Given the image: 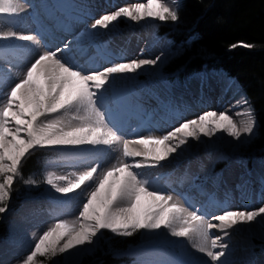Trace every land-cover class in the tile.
Listing matches in <instances>:
<instances>
[{
    "label": "snow or ice",
    "instance_id": "snow-or-ice-1",
    "mask_svg": "<svg viewBox=\"0 0 264 264\" xmlns=\"http://www.w3.org/2000/svg\"><path fill=\"white\" fill-rule=\"evenodd\" d=\"M177 4V0H171ZM22 0H0V17H19ZM139 22L147 18L177 21L178 12L163 0L119 6L102 14L89 26L91 30L114 28L121 19ZM17 39L39 45L34 35L0 31V40ZM63 49L43 50L24 71L13 73L11 61L0 68V213L6 211L17 179L36 185L40 181L23 178V167L38 149L58 146H105L120 151L121 156L110 167L98 171L97 162L87 170L71 175L48 171L43 183L57 193L86 195L74 220L61 219L36 240L33 250L20 264H42L38 258L56 257L78 246L90 245L102 230L117 236L131 237L141 230L167 229L174 237L186 238L203 253L209 264H229V244L224 242L228 230L239 224L264 220V206L255 209H224L208 216L181 202L179 197L152 190L150 180L139 169L157 167L189 139L211 137L226 132L236 140L252 136L257 127L255 109L245 95L239 104L246 109L237 123L226 112L208 111L162 136L126 139L109 119L106 93L115 79L136 73L160 60L141 59L111 63L99 70L85 71L66 60ZM252 49V43L239 41L230 48ZM136 146V147H133ZM141 159H136V158ZM222 235H216L213 230ZM35 239V234H33ZM63 241V243H61Z\"/></svg>",
    "mask_w": 264,
    "mask_h": 264
},
{
    "label": "bare ground",
    "instance_id": "bare-ground-1",
    "mask_svg": "<svg viewBox=\"0 0 264 264\" xmlns=\"http://www.w3.org/2000/svg\"><path fill=\"white\" fill-rule=\"evenodd\" d=\"M22 1L25 3L31 2V0ZM56 1L57 0H41L40 6L41 8H44V11H32L33 15L42 22L41 28L35 29L34 27L37 24H35L33 27L34 29L26 25V9L29 7H22L23 11L19 17H0V31H16L18 25H21L23 28L20 30V32H18V34L34 35L40 40L39 45H34L31 42L17 39L10 40L12 41L13 49L10 48L9 50H12L14 54L8 50H4L3 45H0V60L7 62V65L3 64L5 67L10 66L9 62L11 61L13 73L24 71L28 64L39 54L40 51L55 50L60 48H48L43 43V39L46 34L50 33L49 29L55 16L60 14L59 21L55 20L56 27L63 25L65 28L69 29L68 32L72 37V40L69 41V43L73 42L76 44V46H74L75 48L72 49V47H69L67 50L62 52V55L66 60L71 61L78 66H80L81 62L84 60L83 65L80 67H82L85 71L99 70L110 65L111 63L116 62L151 59L149 56L152 55L151 53L155 54L156 57H160V60L156 65L145 66L136 73H130L117 77L115 79V83L111 87V90L106 93V96L108 97L107 100H110L112 103V105L106 109L109 119L119 130L120 134L126 139H136L143 136H162L171 131L174 127L179 126V124L184 120L193 119L208 111H215L217 113L226 112L228 115L232 116L233 119L237 121V123L245 118L239 115V113H243L245 111V105L238 103L240 99L236 93H234L231 88L227 86L224 80L219 78L217 79L213 75L211 76L204 74L202 75L201 79L195 80L184 87L182 92L178 91L177 95L174 94V96L177 97L182 95L183 99L192 106H189L183 101H180V105L175 104L174 97H169L165 90L168 88V86H170L169 84L172 83V80L170 78L160 77L162 76V73L158 68V66L163 65L166 62L170 55L167 52L168 49H165L163 45L162 46L164 48H162L164 50L161 49L156 53L154 50L158 46L156 45V48H154L152 45H149L148 49L150 53L146 54L143 50L147 46H143V43H129L128 49L132 54L127 56L123 54L122 51L114 47V45H112V42H114V37H117L121 34L123 35L122 31L124 29L121 32L117 31L115 27L108 30H91L89 26L92 22H94L95 18H98L102 14L112 12L117 7H119L118 3L115 1L88 0L89 4H87V0H79V3L76 2V0H59V3ZM125 1L126 5L146 2V0H137L134 2L129 0ZM163 2L168 7L172 5L171 0H163ZM64 3L65 6H63ZM36 9H39V7H36ZM31 14L29 16L32 17ZM45 16L49 17L44 18ZM145 20L146 21H139L136 25L130 27L129 29L127 28L126 33L139 32L141 30H145V28H148L149 25H152L149 24L151 23V18H147ZM29 23L31 25V21ZM24 24L27 26L26 28ZM61 31L62 30H58L54 34L50 33L51 37H57ZM128 39H130V37ZM5 41L8 40H0V43H4ZM75 50L76 54H72ZM112 51H115V53L113 54ZM91 52L92 54L90 56L86 55L90 54ZM3 65L0 66V68H4ZM147 73H151L154 77H149L148 82L144 85L142 84L145 90L142 93L138 91L139 93L137 95L138 98H136V101L132 98L134 97L132 96L134 93L131 94L130 99H123L124 95L129 93L131 89H136L137 81L142 78L141 76L143 74ZM0 87H3L4 90H7V86ZM2 98L3 97L0 96V99ZM195 101L202 103V106L198 108L193 106ZM250 137L242 136L241 140L238 141L229 136L226 132H219L211 137L207 136L199 140L189 139L187 144L178 148L177 152L173 153L166 161L160 162L159 166L146 167L139 169L138 171H140L150 180L152 190L161 191L167 194H172L175 197H179L181 202L187 206L195 208L196 201H198V195H202L203 197L207 196L210 198V205H208L207 209L200 207V211L209 217L219 214L222 210L228 208H259L260 206H264V174L260 173L259 170H253L251 168V164L242 163V158L245 157L246 154L242 152L241 146ZM61 147L64 148H62L63 151L65 150L69 153H74L76 151L73 150L75 148L73 146H60V148ZM79 149L86 154L83 155L84 157H89L92 155L97 157L95 159H97L98 163L100 164V169L98 171H102L103 169L110 167L121 156L120 151L115 150V146L113 150H109L105 146L94 148L90 145H84ZM68 158L69 157L67 155V159ZM136 159L141 158L138 157ZM83 160H85V158ZM76 162L78 165V161ZM225 162L226 166L222 173H220L221 176L217 175L219 173L216 174V167ZM211 163L215 164L214 169H210ZM259 165V163L255 165L257 169H261L263 167V165L261 167ZM80 170L82 171V169ZM62 172H64V170ZM60 173L58 175H69L66 173ZM216 179L220 180L219 182L229 190L230 195H228L227 198H223L218 195L219 189H215V191L208 189V185L211 183V181ZM198 183H203L198 188L199 190L196 191L195 189L191 188L192 184ZM58 194L46 188L38 197L28 199L24 203L23 208H21L18 212L10 213L11 217L16 219L17 222H15V224H17V226L14 229V233L10 234L8 240L1 245L2 249H0V264L20 263L22 259H24L33 250L34 244L39 236L42 235L43 232L46 231L50 226H52L58 220H74L78 216V208L71 207L70 204L67 205L66 199L60 202L53 201L54 199H58L56 197ZM62 196L65 195L62 194ZM244 199L245 201L248 199L253 205L249 204L248 206L244 207L243 205L236 206L231 205L232 203H230L234 201H242ZM81 202L83 203V201ZM82 203L78 204L79 209ZM206 203L208 204V202ZM46 204H51L50 207H48L49 209L38 207L42 205L44 206ZM258 219L260 220L261 218L258 217ZM231 230H233V228L229 229L228 231ZM143 231L147 236L146 239H150L153 235L161 236L165 240V244L159 245L160 247L158 246V248L162 249L163 251L173 249L178 253L177 256L179 255L178 260L183 262V264H209V259L203 253H200L195 248H193L192 242L188 239L174 237L167 229L163 228L158 231ZM213 232L215 234L219 233L215 229ZM33 234H35V239ZM237 235L238 233L235 234L236 237ZM98 241L99 234L92 244L96 245ZM158 244H160V242ZM86 246L87 244L78 246L77 248L70 249L68 251L70 253L72 251L74 253H79L78 258L74 260L73 264H77L79 262L82 255L81 253H83L84 249V251H88L90 249L85 248ZM152 247H157V245L149 246V248ZM230 248L227 250L226 258L222 259H226L229 264H232L235 259L234 261L230 260L231 257L228 255ZM4 250H8V252L3 254ZM13 253H16V255L10 257V255ZM242 257H244L243 254ZM173 264L177 263L174 261Z\"/></svg>",
    "mask_w": 264,
    "mask_h": 264
},
{
    "label": "rangeland",
    "instance_id": "rangeland-1",
    "mask_svg": "<svg viewBox=\"0 0 264 264\" xmlns=\"http://www.w3.org/2000/svg\"><path fill=\"white\" fill-rule=\"evenodd\" d=\"M36 1L37 2H35V0H31L30 3H25L24 1H22V2H24L21 5L23 8L29 7V8L26 9L27 10V12H26L27 15L29 13L31 14L32 11L40 12L42 10V8L40 6L41 5V0H36ZM113 1L116 2V0H113ZM181 1L182 0H177V4H173L172 3V5L170 7L173 8L174 10L178 11V9L181 7V4H182ZM56 2L59 3V0H57ZM65 3H64L63 6H65ZM118 4L120 6H125L124 2H122V1H118ZM36 7H39V9H36ZM27 15H26V18H25L26 19L25 20L26 21V25L30 26L32 29L39 28V26H38V24L36 22V19H35L36 17L33 15V13L31 14L33 18L31 16H29V15L27 16ZM30 17H31V19H30ZM56 17L59 18L60 15H57ZM124 20H125V22H124ZM30 21H31V25L29 23ZM144 21H146V20H144ZM137 23L138 22L122 18L121 21H119L116 24L115 28L119 32H121L124 29L122 31L123 35L121 34V35H119L117 37H114V42H112V45H114V47H116L118 50L122 51V53L127 55V56L132 54L131 51L128 49V47H129V43H133V42H140L141 44L143 43L142 44L143 46L146 45L147 47L143 50L146 54L150 53L149 49H148L149 45H152L154 48H156L155 47L156 45L158 46L154 50L155 53L160 51L161 49H163L165 47V49H168L167 52L170 55H169L168 59L166 60V62L163 65L158 66V68L161 71V73L163 74L160 77L168 76L166 74V71L173 70L171 68V64L182 56V53H183L184 50H182L180 47L183 46V44H179V43L176 44L173 40L170 39V37L168 35H166L164 33H161L162 29L164 27H166L167 25H169V21H159V20H156V19H151V23H149V24H152L153 26L149 25L148 28H145V30H141L139 32L126 33L127 28L129 29L130 27L136 25ZM35 24H37V25L35 26ZM26 25L24 24L25 28L27 27ZM170 26L173 29H175V26H172V25H170ZM22 28L23 27L21 25H18V28H17L16 32L17 33L20 32V30ZM135 33H137V34H135ZM127 37L128 38L130 37V39H128ZM131 37H132V39H131ZM125 40H127V41H125ZM160 43H162V44H160ZM186 44L190 45L191 41H188ZM0 45H3L4 50H8L12 54H14V52L12 50H9L10 48L13 49L12 41L8 40V41H5L4 43H0ZM74 46H76V44L72 43V45L69 46V47L70 48L72 47V49H73V48H75ZM112 53L114 54L115 51H112ZM72 54H76V51H74ZM91 54H92V52L90 54H86V55L90 56ZM151 54L152 55H149L151 57V59H155V57H156L155 54H153V53H151ZM6 63H7L6 61L0 60V66H2L3 64L7 65ZM83 63H84V60L81 62L80 66L83 65ZM5 65H3V66L5 67ZM168 67H169V69H168ZM176 67L177 66H175V68ZM204 72H207V73H204ZM204 74L211 75V76L213 75L217 79L219 78L221 80H224L225 83L227 84V86L230 87L231 90L234 93H236V95L238 96L239 99H241V95L242 94L247 97V95L245 94V92L243 91L241 86L238 84V82L234 78L228 76L226 73H224L221 70H213V71L204 70L203 72L195 74V75H191V77L186 78L184 80H179V79L178 80H174V81H172L174 87L173 86H171V87L169 86L166 89L167 94L170 95V96H173L174 98H177L176 96H174V94L177 95V93H178L175 89H182L183 87H186L187 85H189L193 81L201 79L202 75H204ZM141 77H142L141 79H145V80H143V81L141 79L138 80L137 84H136V89H131L129 91V93H126L124 95L123 99H126V98L130 99L131 98V94L134 93L132 95L134 97H132V98L136 101V98H138V96H137L138 93L139 92L142 93L145 90L143 85L148 82L149 77H154V76L151 73H147V74H143ZM134 91H136L137 93L134 92ZM111 105H112V103L110 102V100H107L106 103H105V108L108 109ZM258 128H259V123L257 121V127H256V129L254 131V134L246 142H244L243 145L241 146L242 152H244L246 154L245 157L242 158V163L246 164L248 162V164H251V168L252 169L254 167L253 170H259L260 173L264 174V159L259 158V157H254L255 152L252 151V148H250L251 145L253 144L254 140L257 138ZM204 137H207V136L201 135V138H204ZM80 147H83V146L75 147L73 149V150H76L74 153H69V152H66L65 150L63 151L62 150L63 147L60 148V146H58L56 148H52V149H38V150H45V151L47 150V152L48 151H51L53 153L56 152L59 155H58V157L56 159H53V160L47 162L43 170H41L39 172H34V173H32L30 175L31 178L40 181V183H38L36 185H29V184H25L23 182V179H17V181L15 182L14 189H13V192L11 194V198L6 202V204H7L6 211L1 213L0 225L2 223H6V222L8 223L9 235L5 238V240L3 242L1 241L2 243H0V249H2L1 245L4 244L8 240L10 234L14 233V229L17 226V224H15V222H17L16 219L11 217V215H10V213L18 212V210L17 211L13 210L14 202L17 199L16 198V194H17V192H16L17 188L16 187L19 186V184H22L23 188L28 193L27 195L24 194L22 197H19L20 198V203H22L24 200H25L24 201V203H25L28 199L33 198V197L35 198V197L39 196L46 188H48L52 192L58 194L54 189L51 188V186L47 185L46 183H43V177L46 174V172L53 171L56 174H59L60 172H62L64 170V172H62V173H66V174L71 175L73 173H78V172H82L83 170H87L89 167L93 166L95 163L98 162L97 159H95L97 157H95L94 155L89 156V157H87V156L84 157L83 155L85 153L82 152L79 149ZM78 149H79L80 153H79ZM38 150H36V151H38ZM67 155L69 157L68 159H67ZM81 155H82V158H81ZM78 157H79V159H78ZM84 158H85V160H83ZM69 159H71V160H69ZM72 159L75 162L78 161V165H77V162L75 163ZM70 163H72V164H70ZM258 163L260 164L259 165L260 167L263 165V167L261 169H257L256 168L255 165L258 164ZM214 165H215L214 163H211L210 169H213ZM70 166H72V167H70ZM225 166H226V162L221 164L220 166H218L219 169L215 170L216 174L219 173L217 175L221 176L220 173H222V171L224 170ZM64 167L65 168H69V169H65ZM80 169H82V171ZM62 173H60V174H62ZM27 178H29V177H27ZM27 178H24V179H27ZM217 180L218 179H216L215 182H211V184L208 185V189L209 190L215 191V190H213L214 187H218L220 185V183ZM201 184H203V183H201ZM192 186L193 185H191V188L195 189L196 191L199 190V189H196L195 186H193V187ZM18 189H17V191H18ZM222 192L224 194H230V192H228L227 188H225V190L222 191ZM221 193L219 194V196L223 197V195ZM56 197L58 199H54L53 201L60 202V201H63V200L66 199L67 205L70 204L71 207L78 208L79 211H80V209L78 207V204L82 203L81 201L84 202V199H86V195H76V194H69L68 196H62V194H58V195H56ZM199 198H201V199H199ZM205 201L208 202V204H210L209 203L210 202V198H208L207 196L203 197L202 195H198V201H197V204L195 205V207L198 204H202L201 206H203V203L207 204ZM241 202L243 204H245V205L252 204V203H250V201L248 199H246V201L244 199ZM235 203H237V202H235ZM237 204H239V203H237ZM49 205H51V204H49ZM237 228H239V229H237ZM228 232H229V235L225 237L224 242H226V243L229 242L230 243V244L228 243L229 244V248L233 245L229 249V252H228L229 257H231L230 260L234 261V259H235V261L232 262V264H264V220H261V219L259 220L257 218L256 221H253L251 223H245V224L236 225V226L233 227V230L228 231ZM139 233H140V238H139L138 243L135 244V245H128V247L124 248V247H122L120 245L121 243L119 241H115L114 244H115L116 247H114L113 242H114V239L115 240L116 239L124 240L127 237L117 236L114 233H112L110 230H102L101 233H99V241H98L99 244L98 243L96 245H93V244L88 245L87 244V246L85 248H90V249L88 251H84L85 249L83 250V253H81L82 255H81L80 260H79V262L77 264H83V263H85V264H96L99 261V258H101V256H104V254L107 255L109 253H112L113 256H115L116 259L120 260V262L122 260H124L126 262H129L128 264H173L174 261L177 264H183V262L178 260L179 259L178 258L179 255L177 256L178 253L175 252L173 249L172 250H168V251H163L162 249L158 248L159 245L165 244L164 243L165 240L161 236H156V235L154 236L153 235L150 239H146L147 236L145 235L143 230H141ZM236 233H238L237 237L235 236ZM216 235H222V233H218ZM237 239H239V240H237ZM236 240H237V242H236ZM159 242H160V244H158ZM61 243H63V241ZM116 244H119V245H116ZM148 245L149 246L157 245V247L149 248ZM6 252H8V250H4L3 254H5ZM169 252H171V253H169ZM231 252L234 253V254H232ZM66 253L58 254L56 257L38 258V259L40 261H42V264H73L74 260L77 259L78 255H79V253H74L73 251L71 253L70 252H66ZM242 254H243L244 257H242ZM15 255H16V253H13V254L10 255V257H13ZM83 261H85V262H83ZM120 262L115 263V264H123V263H120ZM17 264H20V263H17Z\"/></svg>",
    "mask_w": 264,
    "mask_h": 264
},
{
    "label": "trees",
    "instance_id": "trees-1",
    "mask_svg": "<svg viewBox=\"0 0 264 264\" xmlns=\"http://www.w3.org/2000/svg\"><path fill=\"white\" fill-rule=\"evenodd\" d=\"M177 12L178 20L169 21L161 32L183 44L180 47L184 50L182 56L171 64V68H184V74L203 68L218 69L235 78L254 107L259 123L257 138L250 148L264 157V0H182ZM188 41H191L190 45L186 44ZM239 41L252 43L255 47L230 48ZM51 155L52 152L45 150L35 151L24 164L23 177L41 171L44 161ZM16 188L19 189H16L14 208L20 204L19 197L26 193L22 184ZM7 234V225L2 223L0 240ZM139 238L137 232L124 240L114 239L113 245L116 247L114 243L119 241L126 248L137 244ZM118 262L120 260L109 253L101 256L96 264Z\"/></svg>",
    "mask_w": 264,
    "mask_h": 264
}]
</instances>
